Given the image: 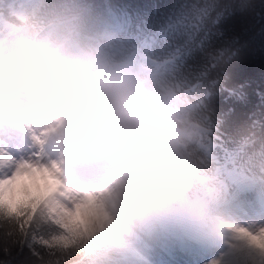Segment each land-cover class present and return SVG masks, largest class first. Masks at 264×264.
Wrapping results in <instances>:
<instances>
[{"label":"clouds","instance_id":"9594fccd","mask_svg":"<svg viewBox=\"0 0 264 264\" xmlns=\"http://www.w3.org/2000/svg\"><path fill=\"white\" fill-rule=\"evenodd\" d=\"M146 55L94 0H0V138L27 147L39 133L71 192L97 194V213L71 222L78 242L56 253L70 264H156L180 241L214 245L221 264H264V247L239 231L264 229V216L246 220L240 184L203 152L207 104ZM253 187L264 197V169Z\"/></svg>","mask_w":264,"mask_h":264},{"label":"trees","instance_id":"16d2710c","mask_svg":"<svg viewBox=\"0 0 264 264\" xmlns=\"http://www.w3.org/2000/svg\"><path fill=\"white\" fill-rule=\"evenodd\" d=\"M94 2L116 32L140 45L150 65L165 60L176 65L178 77L169 78L193 103L207 104L203 152L220 175L240 184L242 193L251 183L253 195L261 198L253 186L264 169V0ZM144 40L155 42L150 51L141 47ZM52 226L57 227L54 221ZM49 234L60 233H52L48 221L35 225V214L23 228L19 219H0V264H70L74 257L58 255L51 242L41 243Z\"/></svg>","mask_w":264,"mask_h":264},{"label":"snow or ice","instance_id":"6c2138e0","mask_svg":"<svg viewBox=\"0 0 264 264\" xmlns=\"http://www.w3.org/2000/svg\"><path fill=\"white\" fill-rule=\"evenodd\" d=\"M154 43L153 40H144L141 41V47L150 51ZM157 67H162L166 75H173V78L178 77L176 65L170 61L165 60L163 65H157ZM221 150L224 152L225 160H227L229 153L226 148ZM44 161H47V164ZM33 169L46 171L50 174L53 184L49 186V193L13 206L7 199L9 189L21 174ZM58 170L59 164L56 161H50V158L46 156L39 133L33 134L32 144L27 147L21 146L14 139L0 138V215H6L13 221L19 219L20 226L23 228L24 224L32 221L33 214H35V225L39 226L48 221L51 232L60 233L59 235L49 234L48 239L41 238V243L48 245L51 242L55 245L67 247L78 242L79 234L73 231L71 222L75 221L74 217L80 210L85 207L90 209L88 217L97 213V194L87 191L73 194L60 178ZM58 192H63L69 197L74 196L75 207H65L60 201H54L53 198ZM38 217L40 218L39 223L36 222ZM53 221L57 227L52 226ZM239 231L251 243L264 247V229L253 231L248 227H243ZM91 235H94V233ZM181 245L185 244L180 241H172L165 248L169 250ZM156 264H179V262L165 257L156 260ZM205 264H207V261H205ZM212 264H216V261H212Z\"/></svg>","mask_w":264,"mask_h":264},{"label":"rangeland","instance_id":"374dc122","mask_svg":"<svg viewBox=\"0 0 264 264\" xmlns=\"http://www.w3.org/2000/svg\"><path fill=\"white\" fill-rule=\"evenodd\" d=\"M50 161H60L56 158H50ZM47 164V161H44ZM66 176L70 179V173L66 172ZM53 184L50 174L46 171L30 170L21 174L16 181H14L12 187L8 192V201L13 206L19 203H24L31 200L35 196H45L49 193V186ZM71 191V190H70ZM243 198L247 204L246 220L249 222H255L261 216H264V198H257L253 195V188L251 183L246 184V189L242 193ZM75 197L64 196V200L61 201L65 207L74 208ZM90 209L82 208L80 212L74 217L75 220H82L88 218ZM173 259L179 262V264H212V261H216V264H221V257L217 255V250L214 245L202 244L198 246L181 245L169 250L166 248L160 250L156 260Z\"/></svg>","mask_w":264,"mask_h":264}]
</instances>
